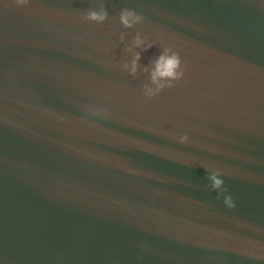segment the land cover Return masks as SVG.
I'll return each instance as SVG.
<instances>
[{"label":"water","instance_id":"95a60500","mask_svg":"<svg viewBox=\"0 0 264 264\" xmlns=\"http://www.w3.org/2000/svg\"><path fill=\"white\" fill-rule=\"evenodd\" d=\"M0 264H264V0H0Z\"/></svg>","mask_w":264,"mask_h":264},{"label":"clouds","instance_id":"9594fccd","mask_svg":"<svg viewBox=\"0 0 264 264\" xmlns=\"http://www.w3.org/2000/svg\"><path fill=\"white\" fill-rule=\"evenodd\" d=\"M28 2L29 0H14L15 5L18 7L26 5ZM83 19L92 22H104L108 19V13L104 5L101 4L99 10H89ZM143 19L144 17L142 15L129 8H123L119 13V22L126 29L133 28L135 25L142 22ZM124 36L125 33H122V40ZM142 45V51L145 52L153 46V43H145V38H143L140 33H137L133 37L131 45L125 49L126 52L132 53V58L129 61H125L124 68H126L129 75L132 76H136L141 67L143 72L149 73L148 83L144 84L141 92L146 98H152L164 88L171 87L173 81H177L183 77L182 60L177 52L173 51L171 47L166 46L155 59L149 61L151 67L148 65L141 66V52L134 51V49L140 48ZM96 111L100 112L103 110L96 109ZM173 138L175 139L176 137ZM188 139L186 134L178 137L180 143H185ZM203 167L208 172L207 179L211 182L212 189H220L224 184L221 178L222 170L219 168L212 169L204 165ZM225 202L230 206H234L231 196L226 197Z\"/></svg>","mask_w":264,"mask_h":264}]
</instances>
